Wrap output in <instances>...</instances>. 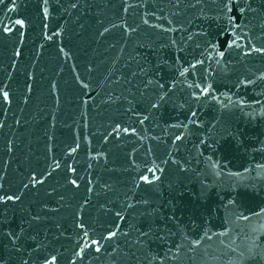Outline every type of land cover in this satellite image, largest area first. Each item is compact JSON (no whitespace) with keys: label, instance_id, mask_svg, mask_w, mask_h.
Returning <instances> with one entry per match:
<instances>
[{"label":"water","instance_id":"obj_1","mask_svg":"<svg viewBox=\"0 0 264 264\" xmlns=\"http://www.w3.org/2000/svg\"><path fill=\"white\" fill-rule=\"evenodd\" d=\"M228 7L0 0V264H264V0Z\"/></svg>","mask_w":264,"mask_h":264},{"label":"snow or ice","instance_id":"obj_2","mask_svg":"<svg viewBox=\"0 0 264 264\" xmlns=\"http://www.w3.org/2000/svg\"><path fill=\"white\" fill-rule=\"evenodd\" d=\"M231 3V0H225V4H226V8L228 9V11H231L230 7H228ZM232 20H234L235 18H231ZM17 23L22 24V21H17ZM234 43V41H233ZM221 55H223V53H221ZM5 98H7V93H4ZM25 187H27V185H25ZM8 199H12V197H8ZM15 199H19V197H16ZM113 235H115V233H113Z\"/></svg>","mask_w":264,"mask_h":264}]
</instances>
